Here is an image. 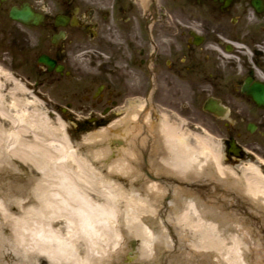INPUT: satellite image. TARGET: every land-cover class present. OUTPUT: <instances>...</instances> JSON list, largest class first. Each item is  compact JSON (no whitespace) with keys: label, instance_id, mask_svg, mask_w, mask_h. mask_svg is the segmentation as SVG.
Masks as SVG:
<instances>
[{"label":"bare ground","instance_id":"bare-ground-1","mask_svg":"<svg viewBox=\"0 0 264 264\" xmlns=\"http://www.w3.org/2000/svg\"><path fill=\"white\" fill-rule=\"evenodd\" d=\"M12 104L0 97V264H264V175L254 164L236 175L206 150L208 138L195 151L150 104L131 105L75 148L63 120L54 127ZM143 150L159 179L144 177ZM231 229L249 249L232 241L225 260Z\"/></svg>","mask_w":264,"mask_h":264},{"label":"flooded vegetation","instance_id":"flooded-vegetation-1","mask_svg":"<svg viewBox=\"0 0 264 264\" xmlns=\"http://www.w3.org/2000/svg\"><path fill=\"white\" fill-rule=\"evenodd\" d=\"M23 6L36 24L11 18ZM2 42L15 77L49 111L75 114L76 131L108 126L135 103L143 113L185 98L182 109L210 118L236 175L248 163L264 172V105L253 98L264 96V0H0Z\"/></svg>","mask_w":264,"mask_h":264},{"label":"rangeland","instance_id":"rangeland-1","mask_svg":"<svg viewBox=\"0 0 264 264\" xmlns=\"http://www.w3.org/2000/svg\"><path fill=\"white\" fill-rule=\"evenodd\" d=\"M6 20H9L6 18ZM10 20L8 23L6 22V25L2 24L3 27L10 28L12 27L10 25ZM12 23V22H11ZM8 43H0V97H1V103L4 104V106L7 109H12L14 100H17L19 103V107L21 111H25L26 113L30 112H36L39 113L40 117L47 120V123L51 124L54 127H59V120H61L60 116L57 113H53L49 111V107L46 103V100L42 95H40L36 90H31L33 87V84L23 83L17 79L14 78V72L12 71V65H11V59H10V50L7 46ZM12 93V94H11ZM11 94V96H9ZM185 98H180L177 102V107H172L170 109L167 108H161V114L165 116V118L170 122L171 124L175 125L178 129V132L185 136L187 138L188 143L193 145L194 150L198 151L199 146L197 145V139L199 137H206L209 139V144L206 148L209 153H215L217 152L219 155V158L221 156V139L218 133H216L213 128L211 127L210 118L207 117L206 114L202 113L200 110L195 108L187 107V109H182L180 106V103ZM51 101V105H52ZM53 105L51 106V108ZM55 110V108H52ZM158 110H156L157 112ZM72 118L70 120L66 118L64 121L66 123V135L71 140L72 146L76 147V142L81 141L84 136L88 132H91L93 130L88 131H76L74 128L73 122L75 121V114L71 115ZM162 115L160 113H155L154 120L160 121V118ZM26 118V117H25ZM27 121V119H25ZM7 127L8 125H4ZM142 132L144 133L143 129ZM32 134V133H31ZM31 134L27 133V137L30 138ZM55 134L58 137L63 136V132L59 129L55 131ZM33 136V134H32ZM31 136V137H32ZM76 155L80 157L81 159L84 158V154L80 152L79 150H76ZM245 168V167H244ZM239 170H243L242 167ZM247 171L244 169V172ZM147 180H152L148 179ZM156 181V180H155ZM168 193L164 194L161 202L159 203V208L164 207V201L168 198ZM118 204L116 205V208L119 210L120 208H125V202L118 201ZM156 207L158 208V204L154 202ZM196 223V222H193ZM252 223V222H251ZM219 226V225H218ZM218 233L217 231L214 232V236ZM226 236L224 238V241L222 242V248L221 253L223 257L228 258L230 256L229 248L233 247L232 241H236L237 245H240L244 248V251L249 249V243H247L244 238H239L238 240V234L235 229H231L229 231L225 232ZM191 235V233H190ZM192 236V235H191ZM220 237H216L215 239H219L221 242L223 235H219ZM232 238V239H231ZM244 240V241H243ZM122 240L119 246H122ZM118 243L114 246L115 248H119ZM113 250L112 252H114ZM127 259L125 261V264L127 263ZM264 261V260H263ZM248 259L246 256L241 258L242 264H248ZM250 264V263H249Z\"/></svg>","mask_w":264,"mask_h":264},{"label":"water","instance_id":"water-1","mask_svg":"<svg viewBox=\"0 0 264 264\" xmlns=\"http://www.w3.org/2000/svg\"><path fill=\"white\" fill-rule=\"evenodd\" d=\"M10 16L13 18H17L23 21H33V22H37L39 18L37 15H35L34 13L31 12V10L26 7L23 6L21 9H16L15 7H13L10 11ZM39 60L41 62H47V58H45V56H41L39 58ZM258 89H259V93H263L264 94V87L261 85H258ZM253 98L259 103V104H264V96L263 95H257V94H253Z\"/></svg>","mask_w":264,"mask_h":264},{"label":"clouds","instance_id":"clouds-1","mask_svg":"<svg viewBox=\"0 0 264 264\" xmlns=\"http://www.w3.org/2000/svg\"><path fill=\"white\" fill-rule=\"evenodd\" d=\"M253 18H254L253 16H250V17H249L250 20L253 19Z\"/></svg>","mask_w":264,"mask_h":264}]
</instances>
